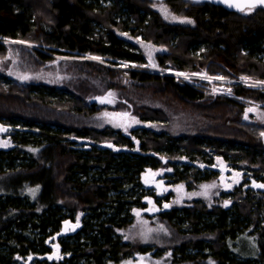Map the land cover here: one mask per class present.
Instances as JSON below:
<instances>
[{
    "label": "trees",
    "instance_id": "1",
    "mask_svg": "<svg viewBox=\"0 0 264 264\" xmlns=\"http://www.w3.org/2000/svg\"><path fill=\"white\" fill-rule=\"evenodd\" d=\"M164 2L193 24L165 20L155 0H0V41H33L43 60L90 54L137 64L123 69L81 59L75 90L0 76V131L6 127L14 140L0 148V264L50 252L46 239L77 218L80 229L59 239L68 255L31 264H109L150 252L152 245L124 238L132 209L146 205L141 174L147 167L199 158L211 148L264 178L262 128L242 118L245 101L263 102L264 90L234 83V96L214 95L148 70L142 50L118 33L158 45L161 67L264 80V6L245 13L212 2ZM6 52L0 42V54ZM111 89L119 91L121 108L164 122L163 130L88 126L85 118L100 111L99 98ZM187 166L175 170L177 181ZM221 198L232 203L196 202L157 214L170 234L160 245L171 248L174 262L210 256L217 264H264V191L240 185ZM244 234L256 249H239Z\"/></svg>",
    "mask_w": 264,
    "mask_h": 264
},
{
    "label": "rangeland",
    "instance_id": "2",
    "mask_svg": "<svg viewBox=\"0 0 264 264\" xmlns=\"http://www.w3.org/2000/svg\"><path fill=\"white\" fill-rule=\"evenodd\" d=\"M153 7L161 13L165 20L169 22L193 24L181 22L184 18L191 21L193 20L189 17L174 14L164 0H155ZM162 8H166L170 15H174L180 19L175 21L166 19L164 12L161 11ZM245 13L249 12L245 11ZM118 33L123 38L135 43L142 50L148 60L149 55L151 54V61L149 60V62L143 66L148 70L173 74L178 80L188 81L195 85L202 86L214 95L219 94L234 96V83H243L246 86L259 89L261 88L264 90V83H257L256 86H252L254 82H264V80L256 77L247 76L248 79L244 80L242 79L244 77L236 79L222 74H210L205 71V69H201L199 72H191L174 69L170 65L167 67H161L157 64V53L160 50L158 45L150 41H146L140 36H132L128 31H119ZM15 41H24L25 43H16ZM0 42H2L7 48L6 54H0V76L18 81L19 83H38L45 84L47 86L56 85L58 87H66L71 90H75L74 85H79L76 70L79 60H94L89 57H99L90 54L76 55L53 53L51 54L52 57L50 59L43 60L36 54V50L40 49V46L33 41L6 38ZM95 61L123 69L130 68L131 66H137L135 63L127 62H120V64L116 65L104 60L103 58ZM151 63H154L156 67L153 68L148 66ZM123 65H128V67H124ZM181 73L185 75H180ZM21 76H28L29 79L22 80L19 78ZM218 77H222V79H217ZM123 81L126 83L130 82L125 78H123ZM109 93H112L113 95L109 96ZM102 98H105V102L102 103L100 99V111L85 118L88 126H92L97 129L112 126L123 130L127 129L126 131L133 128H149L156 131L163 130L164 122L141 120L139 116L121 108L119 106V100L123 99L120 97L118 90L111 89L105 95H102ZM108 100H111L112 102L109 103L107 102ZM249 108H254L255 111L249 112ZM126 112L129 114L126 117L122 115H105V113L122 114ZM242 118L246 122L259 125L262 128L260 135L264 133V101L261 102L254 99L246 100ZM5 128L6 127L2 126V130L0 131V148H9L14 144L11 133L4 130ZM261 138L264 141V135H261ZM5 143L7 144V147L3 146ZM82 143L83 141L78 139L76 145H81ZM136 149L137 147L134 148V150ZM202 153L206 154L205 158L201 157L203 154H201L199 158L193 159L191 157L184 156L182 160H174L170 162V164H165L158 168L147 167L145 171L142 172L141 187L144 192L147 193L143 196L142 200L146 203V205L144 207H135L132 209L133 222L125 230L124 238L127 237L125 240L128 241L140 240L143 243L152 245L153 247L148 253L141 252L138 255L133 254L120 262H111L109 264H217L210 256L197 261H183L180 263L174 262L171 248L165 247V245H160V243H162L161 239L169 242L170 234L169 229H167L161 221L157 220V214L174 207H183L185 205L192 206L196 202H204L210 208L215 205L225 204L226 200L230 201L228 204H231V200H224L221 198L223 193H230L234 190V188L240 185L245 188L248 185L253 188H257L253 185V181L257 184H264V178L254 175L251 169L235 165L236 162H232L230 158L224 157L214 149L206 148ZM175 164L178 167H176ZM182 164H188V166L185 169L186 171H184L185 173L183 174V179L177 181L176 178H174V172L178 168L181 170L180 168ZM149 170H151V172H149ZM152 173H156L157 175L150 177ZM213 173H216L213 177L205 179L208 174ZM236 173H240L241 175L236 177ZM188 175H190V178ZM236 180L239 182H235ZM205 185L215 186L204 188L203 186ZM229 185L231 186L229 187ZM258 189L264 191V188ZM200 193L206 194L202 195ZM165 205H170V207H164ZM137 213H139V215ZM65 222L68 223L66 224ZM76 224L77 220L66 219L62 222L60 230L46 239V243L51 247L50 252L45 254L33 253L28 256H16V258L19 262H21V264H31L35 259L46 258L49 261L63 259L68 254H64L62 252L59 239L60 237L73 234L79 230L81 227L80 222L79 226L75 227L73 230V226ZM239 241V249L241 251L243 249L246 250L248 247H251L252 249L257 248L246 234L241 236ZM160 247H163L164 249L162 248L163 252L158 255L156 254V251L158 248L160 250Z\"/></svg>",
    "mask_w": 264,
    "mask_h": 264
},
{
    "label": "snow or ice",
    "instance_id": "3",
    "mask_svg": "<svg viewBox=\"0 0 264 264\" xmlns=\"http://www.w3.org/2000/svg\"><path fill=\"white\" fill-rule=\"evenodd\" d=\"M224 3L228 4L229 7H235V8H238L241 12H252L254 9H256L257 7H260V6H264V0H223ZM161 11L164 12L165 14V18L166 19H171L173 21L175 20H178L180 18L174 16V15H170L167 11L166 8H162ZM181 22L183 23H193V21L191 20H188L187 18H184L183 20H181ZM126 35V34H125ZM16 43H25L24 41H15ZM90 59H94V60H101L100 57H89ZM152 57H151V54L149 55V60L151 61ZM124 67H128V65H123ZM148 66H151L153 68L156 67V65L154 63H151L150 65ZM180 75H185L183 73H181ZM20 79L22 80H27L29 79L28 76H21L19 77ZM217 79H222V77H218ZM244 80H247L248 78L247 77H244L242 78ZM257 83H264V82H254L252 86H256ZM109 96H112L113 94L112 93H109L108 94ZM101 99V102H105V98H99ZM107 102L111 103L112 101L111 100H108ZM249 112H252V111H255L254 108H249L248 109ZM105 115H122V116H128L129 114L128 113H122V114H108V113H105ZM247 118V117H245ZM136 122V121H134ZM120 126V125H118ZM127 130V129H125ZM261 135H264V133H262ZM3 146L7 147V144L5 143ZM111 146V145H109ZM149 172H151V170H149ZM152 175H157L156 173H152ZM236 177H239L241 174L240 173H236L235 174ZM147 182V181H146ZM235 182H239L238 180H236ZM253 185L257 188H264V184H257L255 181H253ZM215 185H211V186H208V185H205L203 186L204 188H208V187H214ZM231 185H229L230 187ZM38 189H29L30 192L33 193V195L35 194V192L37 191ZM200 194H206V193H200ZM228 203H230V201H226L225 202V206L228 205ZM164 207H170V205H165ZM151 210H155V209H151ZM139 215V213H137ZM66 224L68 222H65ZM79 226V218H77V224L73 226V230L75 229V227H78ZM127 239V237H125ZM51 258V257H50Z\"/></svg>",
    "mask_w": 264,
    "mask_h": 264
},
{
    "label": "water",
    "instance_id": "4",
    "mask_svg": "<svg viewBox=\"0 0 264 264\" xmlns=\"http://www.w3.org/2000/svg\"><path fill=\"white\" fill-rule=\"evenodd\" d=\"M194 1H197V2H212V3H215V4H221V5H224L226 6L227 8H230V9H234V10H239L238 8H235V7H229L228 4L224 3L223 0H194ZM127 113V112H126ZM128 122V121H127ZM111 145V144H110ZM150 177H154L153 175H150Z\"/></svg>",
    "mask_w": 264,
    "mask_h": 264
}]
</instances>
